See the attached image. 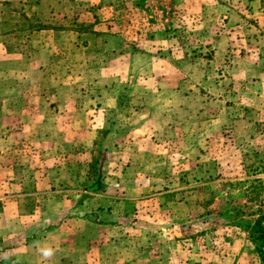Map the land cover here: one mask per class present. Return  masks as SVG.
Listing matches in <instances>:
<instances>
[{
	"label": "rangeland",
	"instance_id": "obj_1",
	"mask_svg": "<svg viewBox=\"0 0 264 264\" xmlns=\"http://www.w3.org/2000/svg\"><path fill=\"white\" fill-rule=\"evenodd\" d=\"M52 146L123 197L57 264H258L222 212L264 203V0H0V156Z\"/></svg>",
	"mask_w": 264,
	"mask_h": 264
},
{
	"label": "crops",
	"instance_id": "obj_2",
	"mask_svg": "<svg viewBox=\"0 0 264 264\" xmlns=\"http://www.w3.org/2000/svg\"><path fill=\"white\" fill-rule=\"evenodd\" d=\"M67 102L63 104L69 106L70 102ZM69 119L72 123V118L55 116V122L65 120L67 124ZM42 123L48 124L47 121ZM57 128L55 124L53 132ZM51 130L46 133L53 135ZM71 131L69 127L63 134L68 136ZM43 151L44 165L34 167L30 183L25 178H18L21 165L16 167L15 163H9L4 151L0 156V264H57L59 259L69 256L67 241L68 236L74 235V220L79 219L83 224L93 223L84 208H108L123 201V197L112 198L100 193L80 194L71 182L76 176L75 171L67 167L75 153L67 154L56 146L44 147ZM51 160L57 162L55 167L49 164ZM77 210L80 215L74 217ZM49 249L52 255L45 257L43 253Z\"/></svg>",
	"mask_w": 264,
	"mask_h": 264
},
{
	"label": "trees",
	"instance_id": "obj_3",
	"mask_svg": "<svg viewBox=\"0 0 264 264\" xmlns=\"http://www.w3.org/2000/svg\"><path fill=\"white\" fill-rule=\"evenodd\" d=\"M91 169L92 168H90V170ZM103 169L104 165H101L97 169V179H95V181H93V183L87 187L93 193L101 191L105 188V184L102 180ZM249 200L254 201V199L251 197H249ZM226 203L227 204L225 205L223 209L224 212H222V214L227 215V218H229V220L231 218V223L239 224L243 227L250 243L254 248L258 264H264V203L256 205V209L251 207L252 211H249L250 214L247 215L249 217L240 214V216L236 218H234L232 215L235 207L234 201H226Z\"/></svg>",
	"mask_w": 264,
	"mask_h": 264
},
{
	"label": "clouds",
	"instance_id": "obj_4",
	"mask_svg": "<svg viewBox=\"0 0 264 264\" xmlns=\"http://www.w3.org/2000/svg\"><path fill=\"white\" fill-rule=\"evenodd\" d=\"M43 254L45 255V257H48V256L52 255V251H51V249H49V250L45 251Z\"/></svg>",
	"mask_w": 264,
	"mask_h": 264
}]
</instances>
